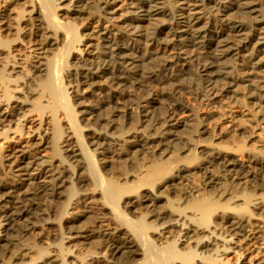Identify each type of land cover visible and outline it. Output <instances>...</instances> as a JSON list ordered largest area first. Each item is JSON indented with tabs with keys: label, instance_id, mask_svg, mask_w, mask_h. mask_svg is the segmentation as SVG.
<instances>
[{
	"label": "bare ground",
	"instance_id": "bare-ground-1",
	"mask_svg": "<svg viewBox=\"0 0 264 264\" xmlns=\"http://www.w3.org/2000/svg\"><path fill=\"white\" fill-rule=\"evenodd\" d=\"M263 131L264 0H0V264H264Z\"/></svg>",
	"mask_w": 264,
	"mask_h": 264
},
{
	"label": "rangeland",
	"instance_id": "rangeland-1",
	"mask_svg": "<svg viewBox=\"0 0 264 264\" xmlns=\"http://www.w3.org/2000/svg\"><path fill=\"white\" fill-rule=\"evenodd\" d=\"M92 22H90V26H92ZM229 57V56H228ZM232 59L229 58V69H231L233 67V64H231L233 61H231ZM187 69V68H186ZM231 78L235 77L234 73H232ZM184 81L182 82V85H180V92H181V96L182 99L184 100V102H186L190 109L192 110L191 112L193 113L194 117H196V119H198V117L204 115L206 113V109L205 105L203 103H200L195 96V88L197 87V83H198V78L197 76H195L193 68H188L187 70V74L183 76ZM161 101L160 104H156L155 105V111L153 114L159 115L160 112L162 111L163 107L166 105V101L164 100L165 98L162 96L161 97ZM127 128V126L125 127V129ZM195 132H193L192 134L186 132V131H180V137L182 138H189V137H194ZM116 134H118L116 132ZM261 140L264 141V131L261 134ZM217 142H221V144L226 145L227 141L226 140H218ZM122 159H124V157H122ZM118 163V166H122L123 167V163H119V162H115ZM114 163V164H115ZM121 164V165H120ZM126 164V163H125ZM126 170H129L128 168H126Z\"/></svg>",
	"mask_w": 264,
	"mask_h": 264
}]
</instances>
